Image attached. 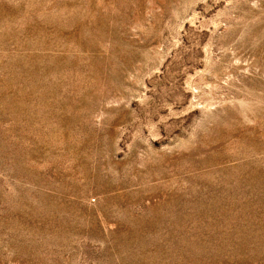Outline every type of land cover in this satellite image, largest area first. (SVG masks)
Listing matches in <instances>:
<instances>
[{
  "label": "rangeland",
  "instance_id": "374dc122",
  "mask_svg": "<svg viewBox=\"0 0 264 264\" xmlns=\"http://www.w3.org/2000/svg\"><path fill=\"white\" fill-rule=\"evenodd\" d=\"M0 264H264V0H0Z\"/></svg>",
  "mask_w": 264,
  "mask_h": 264
}]
</instances>
